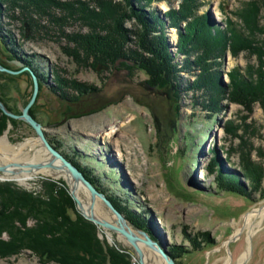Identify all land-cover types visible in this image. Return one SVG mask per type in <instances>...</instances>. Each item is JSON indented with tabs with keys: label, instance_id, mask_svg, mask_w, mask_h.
I'll return each mask as SVG.
<instances>
[{
	"label": "rangeland",
	"instance_id": "rangeland-1",
	"mask_svg": "<svg viewBox=\"0 0 264 264\" xmlns=\"http://www.w3.org/2000/svg\"><path fill=\"white\" fill-rule=\"evenodd\" d=\"M60 1L68 6L54 5L42 9L43 13L41 9H30V14L26 11L32 26L23 22L25 14L20 8L11 12L12 4L0 2V64L18 71L22 62L20 67L28 66L36 74L45 93H39L43 102L34 105L30 114L43 126L50 145L94 180L115 207L117 204L130 215L127 218L118 210L129 225L134 230L143 229L155 248L175 264H238L248 249L244 264H264V221L257 228V218L251 220L250 228L245 222L246 216L264 207V96L259 101L235 85L243 86L239 74L244 76L249 69L255 81L258 68L264 72V0H206L198 10L210 32L225 40L217 65L210 62L214 75L208 90L195 87L201 69L195 63L194 51L189 55L179 51L180 32H185L186 24L171 25L167 15L179 11L182 0H152L146 8L136 0H113L127 10L125 3L130 8H142L154 28L149 26L150 32L155 37L164 36L170 58L167 66L174 67L176 77L158 88L132 58L104 66L87 55L85 46L76 43L74 36L87 35L90 27L76 15L78 12L70 15L65 10L69 2L78 0ZM80 1L98 9L97 0ZM129 15L123 22L130 30L124 50L141 52L138 41L143 28L131 12ZM51 19L61 23H51ZM250 23L256 31V54L247 43L235 42L229 34L232 24L245 38L252 36ZM27 73H0V99L17 115L31 97L32 81ZM164 123L166 129L171 128L161 136L158 124L162 127ZM113 127L121 130L119 136L116 131L110 134ZM1 130L0 138L13 146L36 138L34 129L21 120L7 121ZM98 133L99 137L90 136ZM40 144L37 140L35 148L28 147L24 153L17 150L15 161L10 163L48 160L49 154ZM117 149L123 161L117 160ZM47 171L28 173L24 181L0 172V186L9 193H29L40 206L35 215L11 222L16 210L0 197V241L6 247L11 242L19 246L14 253L0 255V264H63L44 263L33 249L16 243L19 239L13 231L43 229L47 223L51 227L46 230L48 235L60 236L54 232L53 219L47 216L46 203L53 196L57 202L60 199L57 191L50 193L52 184L67 186L62 185H66L63 176L54 177L49 174L54 170ZM9 195L8 199H13ZM80 196L87 198L82 191ZM99 211L103 217L111 215L102 203ZM95 227L97 241L105 251L116 254L103 258V264H140L129 243L105 228ZM172 254L180 258L174 259ZM160 257L151 254L146 258L149 264H163ZM82 261L85 259L80 264Z\"/></svg>",
	"mask_w": 264,
	"mask_h": 264
},
{
	"label": "trees",
	"instance_id": "trees-1",
	"mask_svg": "<svg viewBox=\"0 0 264 264\" xmlns=\"http://www.w3.org/2000/svg\"><path fill=\"white\" fill-rule=\"evenodd\" d=\"M0 2L1 4H5V2L12 4V9H10L11 12H13L16 8H20L25 14V16L21 19H24L23 22L28 26H32V24L31 21L26 18L29 17L27 16L26 11L30 14V9L39 11L41 9L42 11V9L49 8L54 5L68 6L67 3H62L60 0H3ZM124 2H127V0H124ZM136 2H138V5L140 4V7L146 8L152 0H136ZM96 3L98 6L97 10L87 2L80 0L71 3L69 2L68 8L71 11H69L68 8L65 10L68 11L70 15H74L78 12L76 15L80 17V19H84V22L90 27V32L87 35H82L81 37L74 36V41L76 43H82L81 45H84V48H86V54L100 60L104 66L114 64L120 58H132L133 62H136L139 67L149 74L151 78V85L156 88L168 85V81L172 80V77L175 78L176 74L174 67L167 66V62L170 61V58H168L166 54L164 36L159 34L155 37L154 32L152 30L150 32L149 26L152 28L153 26L149 24L151 21L144 17L145 13L141 11L142 8L140 10L130 8L127 3H125L128 8L127 10L123 4L114 2L113 0H97ZM205 3L206 0H182L179 11H171L167 15L169 16L171 25L178 27L181 22L186 24L185 32H180L181 44L179 51L188 55L194 51V54H196L195 63L201 69V73H199L197 77L195 87L197 89L208 90L212 89L211 81L212 75H214L211 67H213L214 64L217 65L216 59L219 57V53L222 52V45L225 40L223 36L211 33L203 21V18L197 15L198 10H200ZM35 7L38 9H35ZM220 9L223 12V8ZM128 12H131V16L135 18L139 24H143V33L140 35L138 41V46L141 48V52L133 50V52H130L131 50L126 52L124 50L125 45L127 44L126 40L128 39L129 30H126L123 26V22L127 18H130ZM41 13H43V11ZM45 13H47V11H45L44 14ZM11 16L14 17V20L18 19V17L14 15ZM53 22L61 23L59 21H55V19H51V23ZM153 23L158 24L156 21H153ZM230 25L231 28H229V34L233 36V41L241 43L244 46L247 43L249 47H246L252 49V52L254 53L256 51V48L254 47L257 46L255 36H253L256 32L253 29L254 24H249V28H251L250 34L252 33V36H249L248 38H245L242 30H237V28L232 27V24ZM132 32L134 33V31ZM135 33L137 34V32ZM198 52L202 53L197 56ZM254 54H256V52ZM211 60L213 65L210 64ZM259 62H262L261 59ZM259 71L260 70L258 68L256 71L257 73H255L258 80H256L257 82L255 81V75L252 72V69H249L248 73H246L248 77L245 74L244 76L243 74H239V79H241L243 86H241L240 82V85H235L241 87L242 89L245 88L250 95H254V97L260 101L262 100L261 95L264 96V72ZM60 84L65 86L62 82H60ZM75 85L77 87V84ZM63 86L60 87L63 88ZM174 99H176V97H174ZM0 114L1 132V129L6 127L7 121L14 122V120L5 116L1 111ZM92 181L96 184L94 180ZM49 191L50 193L57 191V197L60 198V203L56 201L54 196L51 197L49 203H46L47 216L50 215V218H52L55 222L54 223L52 221L54 227L56 226L54 232H60V236H56L54 234L52 236L48 235L49 232L46 230L51 227L46 223L42 225L43 229H36L30 232L13 229L19 239L18 242H15L17 244L23 243L26 248L30 247L33 249L34 252L40 256V260L44 263L59 261L63 264H80V260L85 259V261H82L81 264H103V258H108V256L113 258L116 254H114L112 250L106 249L105 251L100 242L97 241L95 225L85 220L76 210L75 203L69 195L66 187L62 188L59 184H52ZM10 192L12 193H9L7 188H4V186H0V197L5 198L7 204L13 206L16 210H13L12 212L15 216L11 217V222H13L14 219L23 221L28 215L36 214L40 206H36L38 202L34 200L35 198L32 197L31 194L16 190ZM7 195H9V197L12 195L13 199L9 198V201ZM111 201L113 202V200ZM115 205L120 212L127 216V218L130 216H128L125 210L121 207L119 208L117 204ZM22 209H25L26 214H24ZM58 219L60 221H58ZM8 223L12 224L10 222ZM12 227L13 226L11 225L9 226L10 229H12ZM79 241L80 245H77L76 243ZM6 246L7 245H4L0 241V255L14 253L15 250L19 249V246H15L13 242L9 243L8 247ZM4 248L6 250H4ZM175 254H172L173 258L179 259L180 257H177ZM120 257H122V255ZM86 258L89 260H86Z\"/></svg>",
	"mask_w": 264,
	"mask_h": 264
},
{
	"label": "water",
	"instance_id": "water-1",
	"mask_svg": "<svg viewBox=\"0 0 264 264\" xmlns=\"http://www.w3.org/2000/svg\"><path fill=\"white\" fill-rule=\"evenodd\" d=\"M6 51V49L4 48ZM3 50V51H4ZM22 63V62H21ZM21 63H18L21 66ZM17 64V65H18ZM22 65H24L22 63ZM18 71H13L4 67L0 64V73H7L9 75H18L20 73H30L31 77V97L27 102L25 107L21 108V114L17 115L10 111L6 104L0 99V111L7 117L13 120H21L30 125L35 133L36 138L43 144L46 150L51 155V160L48 162H41V163H28V164H17V163H9V164H0V172L2 173H12L17 174V170H13V168L18 167L19 170L23 169L20 172L22 173H32L34 171L40 170H54V173H60L64 176L66 185L62 184L63 186H67L69 195L71 196L72 200L76 204V209L82 215L83 218L90 221L94 225L98 226L99 228H105L118 236L122 237L127 243L131 245L134 249L135 254L139 258L140 264H149L147 262V256L143 247L152 248V250H157L155 245H153L150 238L147 234L141 230H134L125 219V217L118 211V209L113 205L112 201L107 198V196L98 188V186L79 169L77 168L72 162L67 160L62 154H60L57 150H55L47 140L43 126L37 122L33 116L30 114V109L40 102H43L41 96L39 97V93H45L39 86L36 74L34 71L26 66L20 67ZM17 67V66H16ZM18 68V67H17ZM27 73V74H28ZM42 95V94H41ZM41 99V100H40ZM156 116V115H155ZM164 117V116H163ZM162 125V124H161ZM171 127L167 128L170 129ZM166 124L164 123L162 127L158 124V131L161 134L162 131L165 132ZM162 136V134H161ZM168 136V135H167ZM162 138V137H161ZM31 140V139H29ZM58 163V164H57ZM64 173L67 174L71 179L67 178ZM83 192L86 195V200L80 196V192ZM103 204L106 206L108 211L113 215L115 218L114 222H111L102 216H97L95 214V205L96 203ZM88 207H87V205ZM88 208H84V206ZM100 217V218H99ZM140 235V236H139ZM161 255V258L165 261V264H175L172 259L168 257L167 254L163 253V251L157 250ZM159 255V254H158Z\"/></svg>",
	"mask_w": 264,
	"mask_h": 264
},
{
	"label": "bare ground",
	"instance_id": "bare-ground-1",
	"mask_svg": "<svg viewBox=\"0 0 264 264\" xmlns=\"http://www.w3.org/2000/svg\"><path fill=\"white\" fill-rule=\"evenodd\" d=\"M54 1V0H53ZM129 3V2H128ZM82 6V5H81ZM119 10V9H118ZM133 11V10H132ZM59 12V11H58ZM102 12V11H101ZM129 13V12H128ZM100 14V13H99ZM62 16V15H61ZM65 18V17H64ZM49 23V22H48ZM51 24V23H50ZM48 25V24H47ZM143 25V24H142ZM49 26V25H48ZM53 26H54V24H53ZM133 26V25H132ZM55 27V26H54ZM50 29V28H49ZM48 29V30H49ZM52 29H54V28H52ZM127 30V29H126ZM130 31V30H129ZM56 35V34H55ZM63 35V34H62ZM112 35V34H111ZM54 36V35H53ZM58 36V35H57ZM175 35L173 34V37H174ZM63 37V36H62ZM59 38V37H58ZM129 39V38H128ZM59 40V39H58ZM136 45V44H135ZM13 51V50H12ZM131 52V51H130ZM15 53V52H14ZM134 54H136V53H134ZM19 55V54H18ZM107 56V55H106ZM32 58V57H31ZM92 94H93V92H92ZM88 96V95H87ZM87 98V97H86ZM103 99V98H102ZM88 110V109H87ZM91 112V111H90ZM54 113V112H53ZM88 114V113H87ZM51 125V124H50ZM123 129H127L128 128V126H124V127H122ZM115 131H116V136L118 135L119 136V131H121V130H119L118 131V129L116 128V127H113L112 128V130H111V132H110V134H112V133H115ZM124 134V133H123ZM123 134H121L120 136L121 137H123L124 135ZM99 133L98 134H90V136L91 137H99ZM102 136V135H101ZM37 145V139H31V140H27V141H25V142H23V143H21L20 145H18V146H13V145H11V144H9V142L7 141V139L6 138H0V163H10L11 161H15V156H14V154L17 152V150H19L20 152H23L24 153V151L28 148V147H31L32 149L33 148H35V146ZM40 146L49 154V152L46 150V148L43 146V144H40ZM117 154H116V156L118 155V159L117 160H121V161H123V159H124V156H123V154H122V152H121V150H119V149H117ZM22 153V154H23ZM114 154H115V152H114ZM18 154L16 153V156H17ZM115 156V155H114ZM23 157H24V154H23ZM36 157V156H35ZM51 155L49 154V157H48V160H46V161H42V162H48V161H50L51 160ZM18 161V160H17ZM38 160H36V158H32L31 159V161H29L28 163H35V162H37ZM28 164V163H26V162H24V161H18L17 162V164ZM41 163V162H40ZM58 164V163H57ZM22 171V170H21ZM40 171H43V172H48L47 170H40ZM19 172V171H18ZM20 173H22V172H19V173H17V174H12V173H9V172H7V175H11V176H8V177H15V178H20V180H22V181H24V180H26L28 177H29V174L28 173H26V175L24 174V176L23 175H20ZM90 173V172H89ZM28 174V175H27ZM49 174H52L54 177H60V176H63L62 174H60V173H49ZM14 175V176H13ZM64 175L67 177V174L66 173H64ZM21 177H22V179H21ZM64 177V176H63ZM67 178H69V179H71L69 176L67 177ZM135 180V179H134ZM135 182V181H134ZM99 185V184H98ZM87 205V204H86ZM86 205L84 206V208H86L87 209V207H88V205H87V207H86ZM95 209V214L97 215V216H102L103 217V215H101V213H100V211H99V209H100V204L97 202L96 203V205H95V207H94ZM85 209V210H86ZM136 209V208H135ZM135 212V211H134ZM142 213V212H141ZM146 215V214H145ZM125 217V216H124ZM100 218V217H99ZM103 218H105V219H107V220H109V221H111V222H114V220H115V218L113 217V215H110V214H108L107 216H105V217H103ZM250 218V219H249ZM253 218H257L258 219V225H256L255 227L257 228V227H259V225L264 221V207L263 208H261V209H258V210H255L254 212H252V213H250L248 216H246V225H247V227H251V220L253 219ZM147 220V219H146ZM254 220V219H253ZM133 221V220H132ZM257 221V220H256ZM141 223V222H140ZM145 224V223H144ZM137 225V224H136ZM138 225H139V223H138ZM143 225V224H142ZM141 227V226H140ZM254 227V228H255ZM142 228V227H141ZM151 228V227H150ZM153 228V227H152ZM142 231H143V229H142ZM252 231H254V229H252ZM145 232V231H144ZM250 232H251V230H250ZM149 233V232H148ZM120 239H122L123 241H125L122 237H120V236H118ZM141 247H143L144 248V250H145V253H146V256L147 255H153V256H155V257H160V255H158V254H156L155 253V251L154 250H152V249H149V248H147V247H144V246H141ZM250 248V247H249ZM249 250V249H248ZM246 251L242 256H241V258H240V260H239V263L238 264H244L245 263V261L247 260V258H248V256H249V251ZM161 261H162V263L163 264H165V261L163 260V258H161L160 257V263H161Z\"/></svg>",
	"mask_w": 264,
	"mask_h": 264
},
{
	"label": "flooded vegetation",
	"instance_id": "flooded-vegetation-1",
	"mask_svg": "<svg viewBox=\"0 0 264 264\" xmlns=\"http://www.w3.org/2000/svg\"><path fill=\"white\" fill-rule=\"evenodd\" d=\"M2 63V62H1ZM2 64H4V63H2Z\"/></svg>",
	"mask_w": 264,
	"mask_h": 264
}]
</instances>
